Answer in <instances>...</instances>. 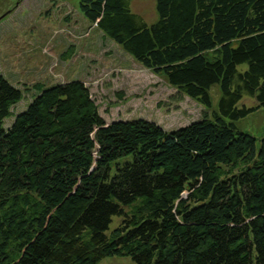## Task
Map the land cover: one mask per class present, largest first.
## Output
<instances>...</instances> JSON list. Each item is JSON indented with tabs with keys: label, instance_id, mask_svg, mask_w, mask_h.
Returning <instances> with one entry per match:
<instances>
[{
	"label": "trees",
	"instance_id": "trees-1",
	"mask_svg": "<svg viewBox=\"0 0 264 264\" xmlns=\"http://www.w3.org/2000/svg\"><path fill=\"white\" fill-rule=\"evenodd\" d=\"M129 1L77 8L210 112L106 123L70 79L33 84L4 127L21 90L0 71V264H264V136L235 126L264 107V0H154L149 25Z\"/></svg>",
	"mask_w": 264,
	"mask_h": 264
},
{
	"label": "rangeland",
	"instance_id": "rangeland-1",
	"mask_svg": "<svg viewBox=\"0 0 264 264\" xmlns=\"http://www.w3.org/2000/svg\"><path fill=\"white\" fill-rule=\"evenodd\" d=\"M77 1L0 0V71L21 90V98L9 109L11 115L3 120L4 127L36 94L33 84L48 86L70 79H80L88 88L106 123L143 118L170 130L210 112L103 36L79 12ZM129 8L148 25L156 20L154 0H130ZM209 95L214 109L216 85ZM241 103L254 104L248 97ZM235 126L256 139L264 136V107ZM96 264L135 263L128 257L112 256Z\"/></svg>",
	"mask_w": 264,
	"mask_h": 264
}]
</instances>
